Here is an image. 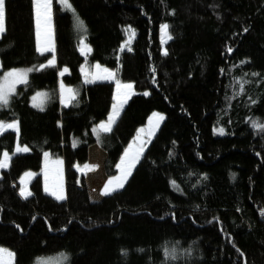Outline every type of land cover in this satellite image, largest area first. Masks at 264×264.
I'll use <instances>...</instances> for the list:
<instances>
[{"label": "trees", "instance_id": "1", "mask_svg": "<svg viewBox=\"0 0 264 264\" xmlns=\"http://www.w3.org/2000/svg\"><path fill=\"white\" fill-rule=\"evenodd\" d=\"M68 1L91 51L79 52L73 15L53 0V65L29 72L0 105V120L19 124L18 135L0 134V156L10 154L0 169V245L13 264L59 250L63 264H264V130L251 123H264V0ZM5 10L0 72L47 65L53 52L36 49L32 0H5ZM162 23L172 37L164 50ZM128 27L135 35L121 48ZM95 62L133 85L108 132L93 129L110 111L115 81L86 83L80 71ZM60 82L75 95L67 104ZM38 90L46 99L35 107ZM153 111L165 119L124 187L91 200L79 169L88 146L104 151V174L115 175ZM16 137L28 151L13 152ZM44 152L63 160L64 199L43 189ZM26 170L32 195L23 198Z\"/></svg>", "mask_w": 264, "mask_h": 264}, {"label": "rangeland", "instance_id": "2", "mask_svg": "<svg viewBox=\"0 0 264 264\" xmlns=\"http://www.w3.org/2000/svg\"><path fill=\"white\" fill-rule=\"evenodd\" d=\"M58 2L64 8H66L65 5L60 2V0H58ZM68 3H69V1H68ZM72 9H74V8L72 7ZM69 11L73 15L75 28L78 31L81 32V34H79V37H78L77 47H78L79 52L82 54V51H81V47L82 46L80 44L81 37L84 38V43L87 46L90 47V45L87 43V41L85 39V34H84L85 26L83 28H80L78 26V24H77V21H76V17L78 16L77 13L75 12V10L74 11L69 10ZM33 14H34V8H33ZM79 19L82 21V19L80 17H79ZM34 23H35V17H34ZM164 24L165 23H162L161 25H164ZM161 25H160V30H159V36H160V42H161V49L164 50L165 48H164L163 44H164L165 40L168 38L169 35H168V32L164 33L162 31ZM132 30L133 29L131 27H128L126 29V35H125L124 40L121 42V46H120L121 48L129 46V43H130L131 39L135 35V33L133 34ZM51 33H52V35H51V44L49 45V47H53V22H52V15H51ZM35 37H36V49H37L36 25H35ZM40 43H41L42 46L45 43V37H44L43 33L41 34V37H40ZM88 52L89 51H87V49H85L82 55H86ZM50 59H52V57ZM96 65H99L100 68L99 69L96 68L95 67ZM65 68L66 67H62L60 69V73H62ZM12 69H16V70H19V71H24V70H27V69H31V67H29V66L28 67H11V68L5 69L4 71L0 72V81L6 79L5 73L11 71ZM103 69H108V70H111L113 72V70L111 68H108V67H106L104 65H101V64H99L97 62L93 63L91 65V67H89V65L86 64V63H83L80 66V71L82 73L83 78L85 80L87 79L88 81H94L95 80V79H93V76L91 75L92 73H99L100 75H103V72H102ZM28 73H27V77H28ZM111 79H113L115 81L114 96L116 97V99L112 103V106H113L114 103H120L124 99L125 92H128L127 97L128 96L130 97L131 93H133V90L132 89L131 90H125L123 88L118 90L117 89V81H119V80L114 79V77L111 78ZM96 80H99V79H96ZM103 80H110V79H103ZM121 83L122 84H127V83H130V82H121ZM18 84H20V83H16L13 86L11 92L8 95H10L11 93L14 92V90H15V88H16V86ZM60 88H61L60 89L61 90L60 91V93H61L60 94L61 102L63 104H67L68 101H69V97H70V92L68 91V89H71V88L68 85H66V84H64L62 82H60ZM37 93H41V94H44V95L40 96L37 100L34 101L33 97H35L37 95ZM129 97H128V99H129ZM45 99H46L45 91L44 90H38L35 93H33L32 96L30 97V104H32L35 107L36 106H43V104L45 103ZM112 106H111V111H112ZM156 113H158V111H156ZM151 117H149L147 119V121H146V123L144 125H141L140 127L137 128L136 132L133 135V139L130 141V143L127 146V150L135 152L141 145L140 144L141 143V137L142 138L143 137H150V135L152 134V131H153V127L156 124V121L154 119L150 120ZM0 121L5 122L6 124H10V123H13L14 121H17V120L14 119V120H0ZM160 122L161 121H159L158 123H160ZM141 129L143 131H139ZM16 134H17V132H16ZM130 145L132 146L131 148H130ZM18 146L19 147H25L26 145L19 143V141H18V139L16 137V142H15V145H14V148H13V152H16L15 150H16V148ZM4 152H7V151H4ZM45 153H47V152L43 153V166H44L43 167V172H44L43 176H44V178H42V182L45 183V186L43 185V189L46 190V188H47V190H48L50 186L55 187L59 182L62 181V174L63 173H61V165H60L61 164L60 162L62 160H61V158H58V157H50L49 155L45 156ZM2 154L0 156V159L3 158ZM122 157H124V156H122ZM90 158H91L90 161L87 162V163H84L83 165H81L79 169H80V171H82L84 173V178H85V182H86V185H87V190L92 195L93 190L96 189L97 186H99V185L103 186L104 185V183H102V181L98 180L101 177H104V171H103L101 159L99 158V156L97 154L90 153ZM97 160L100 161L99 164L97 163ZM103 160H104V157H103ZM7 164H8V161H7ZM118 164H121L122 166H124V162L122 163V159L119 160ZM135 164H136V162H135ZM26 173H31L32 175L26 176L25 175ZM33 175H34V172L32 170H26L18 178V187H19L18 188V192H19V194H20V190H21L22 187L26 188L27 191H30L29 187H28V184H29L31 178L33 177ZM119 175H120V169L118 171L117 176H119ZM41 177H42V175H41ZM109 177H111V176H109ZM51 181H52V183H51ZM112 186H114V183H113ZM0 248L9 250L10 252L14 253L13 250H11V249H9L7 247H4V246L0 245ZM66 259H67V253L65 251L59 250V251L51 253V254L40 255V256L36 257L32 261L31 264H63L66 261ZM14 260H15V254H14V259H13V257H10L7 252H4L3 254H0V264H13Z\"/></svg>", "mask_w": 264, "mask_h": 264}, {"label": "snow or ice", "instance_id": "3", "mask_svg": "<svg viewBox=\"0 0 264 264\" xmlns=\"http://www.w3.org/2000/svg\"><path fill=\"white\" fill-rule=\"evenodd\" d=\"M62 4L65 5L67 10L74 11L72 9V6L68 3V0H60ZM33 8H34V17H35V25H36V35H37V51L41 52H53V57L47 62V65H39V68L37 69H27L24 71H19L16 69H12L11 71L5 73L6 79L0 81V105L7 106L9 101V93L11 92L13 86L16 83L26 82L27 79V73L31 72L33 70H42L43 68L47 66H51L54 63L55 56H54V48L49 47L51 44V15H52V4L53 0H32ZM5 17H6V10H5V0H0V33H3L6 31L5 26ZM77 24L80 28L84 27L83 21L79 19V17H76ZM169 26L167 24L161 25V29L164 33H167ZM247 29H245L246 31ZM134 34V30H132ZM43 33L45 37V43L42 46L40 43V37ZM169 39L172 37L169 35ZM81 44V51L82 54L85 49L87 51H91L90 47L87 46L84 43V38L81 37L80 40ZM131 50V49H129ZM231 51V49H228ZM164 54H167L166 52ZM96 68H100L99 65L95 66ZM68 69H64L61 75H63L64 72H67ZM103 75H100L99 73H92L93 79H111L114 77V73L111 70L103 69L102 70ZM85 82H89L87 79ZM125 89V90H131L133 88V85L131 83L122 84L120 81H117V89ZM69 92H72L71 89H68ZM148 92H145L144 95H148ZM44 94L37 93L35 97H33V100H37L40 96ZM128 92H125L124 99L120 103H114L112 106V111L109 113L107 121H101L99 125L96 127L100 129V131L108 132L111 131L112 125L116 122L117 118L120 115V110L123 106V103L127 100ZM70 99H75V95H72L69 97ZM116 97L114 96V100ZM252 103H255V101H252ZM154 119L156 121L155 127H159V121H163L165 117L163 114L160 113H153V116L150 118V120ZM252 126L255 129L258 130H264V123H260L258 121H252ZM8 129H13L17 132V135L19 134V124L18 121H14L13 123L6 124L5 122L0 121V134H2L4 131ZM96 131V128L93 129V132ZM139 131H143L142 129ZM218 132L220 134H224V129L220 128L218 129ZM75 144V141H74ZM132 146L130 145V148ZM16 152H26L28 151V148L25 147H17ZM143 152V144L135 151V152H129V150L125 151V156L122 157V163L127 159V163L122 166L121 164L117 165V168L120 169V175L117 177H112L110 180L105 184L104 189H102L101 194L102 195H110L112 192H115L121 188L124 187V183L127 181L128 177L131 175V169L135 167V162L138 161L140 153ZM48 153H45V156H47ZM3 158L0 159V168L7 167V161L10 159L9 153L4 152L2 154ZM26 176L32 175L31 173H26ZM206 178V177H205ZM114 183V186H112ZM174 183V182H173ZM47 191V188H46ZM53 195L56 196L57 199H64L65 197L62 194H59L57 192H53ZM20 195L23 198H27L28 196H31L32 193L30 191H27L26 188L22 187L20 190ZM4 252H7L10 257H13L14 259V253L10 252L9 250L0 248V254H3Z\"/></svg>", "mask_w": 264, "mask_h": 264}, {"label": "crops", "instance_id": "4", "mask_svg": "<svg viewBox=\"0 0 264 264\" xmlns=\"http://www.w3.org/2000/svg\"><path fill=\"white\" fill-rule=\"evenodd\" d=\"M96 80V79H95ZM99 80H103V79H99ZM112 80V79H111ZM114 86H115V83H114ZM133 90V89H132ZM59 93H60V87H59ZM61 94V93H60ZM132 94V93H131ZM71 96V95H70ZM113 97H114V92H113ZM129 97V96H128ZM128 97H127V100H128ZM126 100V101H127ZM60 102H61V99H60ZM62 103V102H61ZM126 103V102H125ZM125 103H123V106L125 105ZM63 104V103H62ZM112 106V105H111ZM122 106V107H123ZM122 109V108H121ZM121 111V110H120ZM111 112V108H110V111H109V113ZM109 113H108V115H107V117H106V119H104L103 121H107V119H108V116H109ZM153 113H156V111H153L149 116H148V118L149 117H151L152 115H153ZM159 113V112H158ZM147 118V119H148ZM147 119H146V121H147ZM146 123V122H145ZM100 124V122L97 124V125H99ZM96 128V132L98 133L99 131H100V129L99 128H97V127H95ZM156 129H157V127H155V125H154V127H153V131H152V134L150 135V137H141V143L140 144H143V149L145 148V146L147 145V143L149 142V140L151 139V137L153 136V134L156 132ZM132 139H133V137H132ZM131 139V140H132ZM130 140V141H131ZM130 143V142H129ZM128 143V144H129ZM128 144L125 146V148H124V151H123V154L120 156V158H119V160L122 158V156H125V151L127 150V146H128ZM141 146V145H140ZM92 151V152H91ZM130 153L132 152V151H129ZM90 153H95V154H97L98 156H99V158L101 159V162H102V167H103V157H104V155H105V153H104V151L98 146V145H96V144H91V145H89L88 146V159H87V162H89L90 161ZM61 160H62V158H61ZM60 160V161H61ZM119 160H118V162H117V165H118V163H119ZM99 162L100 161H98L97 160V163L99 164ZM61 164V173H63V160L60 162ZM127 163V159L124 161V164H126ZM116 165V166H117ZM100 166V165H99ZM43 164H42V167H41V175H42V178H44V172H43ZM133 169V168H132ZM131 169V170H132ZM118 171H119V169L117 168V172H116V174L115 175H113V176H111V177H108V176H106L105 174H104V177H101L100 179H98L99 181H102V183H104V185L103 186H101V185H99V186H97L96 187V189H94L93 190V193H92V195L90 194V192H89V197L92 199V200H98V199H100L101 197H102V194H101V191H102V189H104V186H105V184L109 181V179L110 178H112V177H116L117 176V174H118ZM51 183H52V181H51ZM100 183V182H99ZM98 183V184H99ZM43 185L45 186V183H43ZM19 187H18V184H17V189H18ZM46 193H49L50 195H52V196H54V197H56L55 195H53L52 193L53 192H57V193H59V194H62L64 197H65V182H64V176H63V174H62V181L61 182H59L55 187H52V186H50L49 187V189L46 191V190H44ZM92 196V197H91Z\"/></svg>", "mask_w": 264, "mask_h": 264}]
</instances>
